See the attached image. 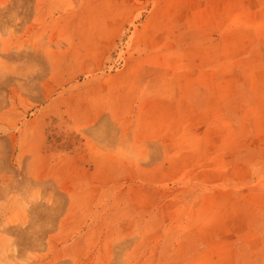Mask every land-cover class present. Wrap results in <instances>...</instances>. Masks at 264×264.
Segmentation results:
<instances>
[{
    "label": "rangeland",
    "instance_id": "374dc122",
    "mask_svg": "<svg viewBox=\"0 0 264 264\" xmlns=\"http://www.w3.org/2000/svg\"><path fill=\"white\" fill-rule=\"evenodd\" d=\"M0 264H264V0H0Z\"/></svg>",
    "mask_w": 264,
    "mask_h": 264
}]
</instances>
